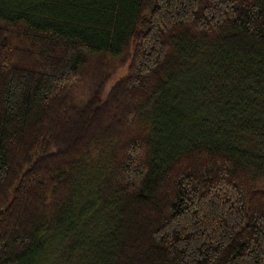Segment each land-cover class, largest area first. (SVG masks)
Returning a JSON list of instances; mask_svg holds the SVG:
<instances>
[{
	"label": "trees",
	"instance_id": "1",
	"mask_svg": "<svg viewBox=\"0 0 264 264\" xmlns=\"http://www.w3.org/2000/svg\"><path fill=\"white\" fill-rule=\"evenodd\" d=\"M264 264V0H0V264Z\"/></svg>",
	"mask_w": 264,
	"mask_h": 264
},
{
	"label": "rangeland",
	"instance_id": "2",
	"mask_svg": "<svg viewBox=\"0 0 264 264\" xmlns=\"http://www.w3.org/2000/svg\"><path fill=\"white\" fill-rule=\"evenodd\" d=\"M45 264H62V263H54L53 261H52V259H50L48 262H46Z\"/></svg>",
	"mask_w": 264,
	"mask_h": 264
}]
</instances>
